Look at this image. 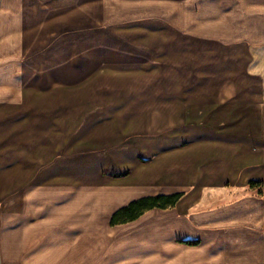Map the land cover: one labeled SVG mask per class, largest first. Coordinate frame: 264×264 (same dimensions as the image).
Here are the masks:
<instances>
[{
    "label": "crops",
    "instance_id": "crops-1",
    "mask_svg": "<svg viewBox=\"0 0 264 264\" xmlns=\"http://www.w3.org/2000/svg\"><path fill=\"white\" fill-rule=\"evenodd\" d=\"M48 14H165L157 26L172 38L167 60L181 68L168 71L166 91L147 92L161 138L144 151L150 162L132 161L113 209L110 188L101 199L78 184L64 200L62 189L36 183L21 196L33 167L9 154L13 162L0 166V264H264V0H0V60L15 56L27 26H48L40 17ZM13 89L20 93L0 87L8 102L0 107H14ZM123 95L121 110L140 108L136 94ZM133 124L125 132L138 131ZM177 193L173 208L111 224L134 201Z\"/></svg>",
    "mask_w": 264,
    "mask_h": 264
},
{
    "label": "rangeland",
    "instance_id": "rangeland-1",
    "mask_svg": "<svg viewBox=\"0 0 264 264\" xmlns=\"http://www.w3.org/2000/svg\"><path fill=\"white\" fill-rule=\"evenodd\" d=\"M40 17L48 26H27L24 34L20 30L24 38L16 44L15 56L0 60V87L10 84L21 89L20 93L13 89L18 98L14 107H0V166L10 165L13 161L8 156L16 152V160L33 167L32 184L18 192L21 196L36 183H47L62 189L65 200L79 184L95 187L101 199L112 192L113 209L122 198V183L132 174V161L150 162L146 158L150 151H144L161 138L151 132L147 92L157 87L166 91L168 71L181 68L167 60L165 40L172 38L166 26H157L169 16ZM88 22L92 26H84ZM93 34L100 37L89 43L88 36ZM103 40L109 44L103 45ZM89 60H95L91 69H87ZM122 89L137 95L142 103L138 110H121L122 103L129 101L121 96ZM7 103L6 97L0 98V104ZM132 122L140 125L138 131L125 132ZM135 150H143V158ZM104 188L111 192L101 191ZM12 199L1 203L13 204Z\"/></svg>",
    "mask_w": 264,
    "mask_h": 264
},
{
    "label": "trees",
    "instance_id": "trees-1",
    "mask_svg": "<svg viewBox=\"0 0 264 264\" xmlns=\"http://www.w3.org/2000/svg\"><path fill=\"white\" fill-rule=\"evenodd\" d=\"M260 185L261 184L258 182H251L249 184L250 188H254ZM183 196L184 193H177L169 196L148 197L134 201L114 213L111 220V224L113 226H116L119 224L132 222L151 209L173 208L179 203Z\"/></svg>",
    "mask_w": 264,
    "mask_h": 264
}]
</instances>
